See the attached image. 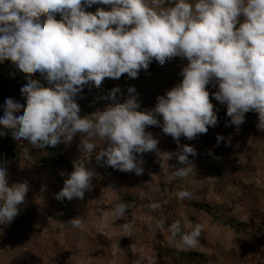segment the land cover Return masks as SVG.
<instances>
[{"label": "clouds", "instance_id": "obj_1", "mask_svg": "<svg viewBox=\"0 0 264 264\" xmlns=\"http://www.w3.org/2000/svg\"><path fill=\"white\" fill-rule=\"evenodd\" d=\"M160 0H0V63L11 60L26 76L21 91L26 99H6L0 117V135L10 129L27 140L21 156L31 160L29 145L36 148L71 142L78 132L99 136L107 146L97 149L86 138L79 145L88 153L86 159L73 161L56 199H83L91 188L93 171L86 164L95 152L97 161L121 171L142 174L136 154L157 151L158 139L148 126H161L177 140L183 135L193 139L216 126L218 116L210 100L209 83L218 85L211 96L227 105L230 124L239 126L245 113L259 114L258 127H264V0H165L166 6L155 8ZM95 12L86 11L91 5ZM60 14V19L56 18ZM186 58L182 81L165 95L157 97L150 110L140 109L138 93L128 87L129 96L117 101L120 88L114 87L105 97L114 103L105 110L81 117L76 100L85 84L99 87L107 78L118 79L127 73L136 78L155 60L163 65L173 57ZM39 72L47 85L28 77ZM163 117L161 125L159 116ZM225 138L217 134V142ZM230 142V141H229ZM103 144V145H104ZM167 161L172 152L160 153ZM189 154L193 146L183 145L175 153L183 165L174 170L178 177L192 171ZM6 165L0 164V224L10 223L19 213V205L29 191L27 181L11 184ZM61 175H65L61 172ZM180 199L190 197L183 189ZM129 204L120 201L113 211L124 217ZM160 205L152 203L155 209ZM71 225L81 227L77 216ZM164 221H159L163 227ZM127 227V223L123 225ZM175 236L181 233L180 222L170 226ZM202 225L182 233L188 246H195Z\"/></svg>", "mask_w": 264, "mask_h": 264}, {"label": "rangeland", "instance_id": "obj_2", "mask_svg": "<svg viewBox=\"0 0 264 264\" xmlns=\"http://www.w3.org/2000/svg\"><path fill=\"white\" fill-rule=\"evenodd\" d=\"M152 6L159 9L166 3L160 0ZM187 63L179 56L163 65L153 60L136 78L125 73L118 79L106 77L99 87L85 84L76 97L79 115L105 110L114 103L105 97L117 86L118 102L134 86L139 94L138 110H150L158 96L182 81L181 71ZM27 75L48 86L38 71ZM25 76L11 60L0 63V117L9 97L21 101L16 111L23 110ZM206 87L218 116L216 126L193 139L182 135L179 145L161 126H148L146 131L159 141V152L136 154L142 160V174L97 161L94 152L86 164L94 173L92 186L83 199L61 201L56 194L74 170L73 161L88 156L79 148L89 138L86 133L78 132L71 142H60L50 154L29 145L33 159L28 160L21 153L29 142L4 129L0 147L18 155L19 162L0 153V164L7 167L10 185L28 182L29 191L19 206L29 211L31 219L23 220L26 239L21 246L0 248V264H264V127H258L255 110L245 113L241 125L230 124L227 105L211 96L218 85L210 82ZM158 119L162 125V115ZM217 134L225 138L219 144ZM89 139L96 143L97 152L107 146L99 136ZM183 145L193 146L196 155L189 154L192 171L178 177L174 170L183 165L175 153ZM162 152H172L173 157L167 161ZM183 189L191 196L180 199L177 193ZM120 201L130 205L124 217L113 211ZM152 203L160 206L153 209L149 207ZM77 216L84 219L81 227L68 223ZM161 220L163 227L159 226ZM175 221L180 222L181 233L174 236L169 226ZM196 224L202 225L198 242L188 246L182 233L191 232Z\"/></svg>", "mask_w": 264, "mask_h": 264}, {"label": "trees", "instance_id": "obj_3", "mask_svg": "<svg viewBox=\"0 0 264 264\" xmlns=\"http://www.w3.org/2000/svg\"><path fill=\"white\" fill-rule=\"evenodd\" d=\"M98 7H103L106 10L110 9L109 5H91L90 7H86V11H92L95 12V10ZM56 18L59 20L60 14L56 13ZM22 141H27L24 140L23 138H19ZM10 145H12V142L9 141ZM60 143H58L56 146H45L43 149L47 150V152L53 153L54 150L58 147ZM1 145V144H0ZM0 153L3 155H6L8 157L14 158L15 162L18 163L19 162V157L18 155H14L7 147H0ZM19 207V213L17 216H15V218L10 222V223H3L2 225V229L0 230V248H4L7 246H11L12 248H17L19 246H21L25 239H26V233H25V224L23 221L24 218L25 219H31V217H29V211H25V209Z\"/></svg>", "mask_w": 264, "mask_h": 264}]
</instances>
